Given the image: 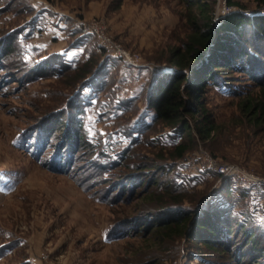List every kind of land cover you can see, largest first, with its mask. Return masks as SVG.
<instances>
[{
  "label": "rangeland",
  "instance_id": "1",
  "mask_svg": "<svg viewBox=\"0 0 264 264\" xmlns=\"http://www.w3.org/2000/svg\"><path fill=\"white\" fill-rule=\"evenodd\" d=\"M213 1L217 23L223 0ZM187 2L0 0V264H264V254L250 256L243 236L252 231L264 244V126L240 110L264 99V73H255L257 83L243 69L224 68L217 81L206 80L200 101L215 128L204 140L195 134L181 159L161 155L177 134L148 127L154 78L202 25ZM225 2L231 12L264 15L257 0ZM84 27L143 65L118 59ZM245 37V62L264 71V43L249 29ZM90 58L103 87L79 92L74 72ZM210 163L263 182L246 187L217 176ZM172 195L182 203L172 204ZM225 202L235 224L223 253L151 227L169 212L193 211L189 231L194 218Z\"/></svg>",
  "mask_w": 264,
  "mask_h": 264
},
{
  "label": "trees",
  "instance_id": "2",
  "mask_svg": "<svg viewBox=\"0 0 264 264\" xmlns=\"http://www.w3.org/2000/svg\"><path fill=\"white\" fill-rule=\"evenodd\" d=\"M187 1L189 8L194 6L195 15L202 21V25L192 29L182 47L171 50L170 71L161 72L154 78L146 104L153 116L152 124L148 126L150 129L153 126H159V128L168 129L177 134L178 141L168 149L163 150L161 154L162 160L169 159L172 162L183 158L188 151L193 150L195 134L199 139L204 140L211 135L215 128L210 115L203 108L200 101V95L206 85V80L217 81L215 80L218 77L216 72L223 71L224 68L234 71L243 69L249 78L256 80L257 83H259V80H257L255 73H264L262 68L258 71L254 70L255 68L249 66L251 61L246 63L244 60L248 56L245 46L251 45L250 38L245 37L247 29L251 32V39L254 42L264 43L263 14L250 15L240 10L233 11L216 23L213 17V0ZM257 1L260 4L259 9L264 8V0ZM191 21L192 24H195V20L191 19ZM254 52L258 53L260 51L256 49ZM96 66L97 60L90 58L84 61L80 67H75V80L81 82L77 89H80L79 92H82L88 85L92 89L91 91L95 93L102 90L103 86H98V81H100L102 75L97 72ZM186 69L188 72L184 71ZM218 75L222 76L223 74L219 73ZM79 95L78 93L76 101L74 100V103H76L73 106L75 114L81 113V102L79 101L83 100H81V97L79 98ZM263 101L264 99H261L255 104L245 101L240 110L247 117L252 118L254 122H261L264 126ZM73 125L76 126L74 131L78 132L77 129L80 126H77L76 123ZM75 141L74 139L69 142L73 143ZM164 153H166L167 158L163 157ZM120 154V157H124V151ZM216 175L219 176L220 174L216 173ZM224 190L226 196H229L230 190L226 187ZM169 199H174L171 201L172 204H181L183 201V197L179 195H172L168 197ZM230 206V202H225L222 206L211 209L212 212L206 209L202 212L203 215L193 219L191 229L188 228L189 231L185 227L187 228L193 213L195 215L196 212L193 211L189 214L169 212L166 218L155 220L151 227H157L158 231H163L165 236L186 233L188 239L204 244L203 246L207 249L223 253L228 244L231 245L228 242H231L232 227L235 224ZM243 229L241 226L238 231ZM224 236L227 245L223 244L222 238ZM243 236L246 238L244 245L248 247L247 251L250 256L257 258L264 254V244L254 232L244 230ZM240 248H237V252L240 253V257H244L243 247ZM252 252L254 254H251ZM21 264L30 263L22 262Z\"/></svg>",
  "mask_w": 264,
  "mask_h": 264
},
{
  "label": "built area",
  "instance_id": "3",
  "mask_svg": "<svg viewBox=\"0 0 264 264\" xmlns=\"http://www.w3.org/2000/svg\"><path fill=\"white\" fill-rule=\"evenodd\" d=\"M220 11H221V14H222L221 15L222 18L226 14L231 12V8L230 7H226L225 0H223V2H222V7H221ZM88 30H89V32H88ZM84 32L85 33H94V34H96L100 38L103 47L105 49L112 50L113 54L118 59H123L128 64H130L131 66H134V67H141L143 65V64H141L139 59H136V58L130 56L124 50H120L118 47L113 46L109 39H107V38L103 37L102 35H100V33L98 31H96L95 29H91L90 30L88 28H85ZM114 47H116V48H114ZM208 168H210L211 170H213L216 173L220 174L221 176L235 178V179L238 178V180H241V183L243 185H245L246 187H255V186L260 185L263 182L261 179H259L258 177L254 176L253 174L241 172V171H239L237 169H234L230 165H218V166L216 165V166H213L212 163H210L208 165ZM238 175L240 176V179H239Z\"/></svg>",
  "mask_w": 264,
  "mask_h": 264
}]
</instances>
